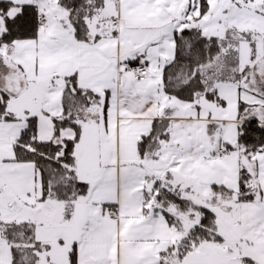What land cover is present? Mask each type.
Returning <instances> with one entry per match:
<instances>
[{
	"label": "snow or ice",
	"instance_id": "obj_1",
	"mask_svg": "<svg viewBox=\"0 0 264 264\" xmlns=\"http://www.w3.org/2000/svg\"><path fill=\"white\" fill-rule=\"evenodd\" d=\"M0 264H264V0H0Z\"/></svg>",
	"mask_w": 264,
	"mask_h": 264
}]
</instances>
